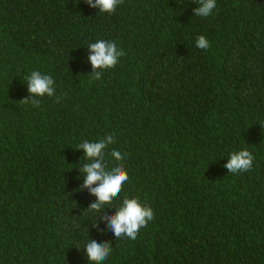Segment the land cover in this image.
I'll return each instance as SVG.
<instances>
[{
	"label": "trees",
	"instance_id": "16d2710c",
	"mask_svg": "<svg viewBox=\"0 0 264 264\" xmlns=\"http://www.w3.org/2000/svg\"><path fill=\"white\" fill-rule=\"evenodd\" d=\"M196 5L0 0V264H95L88 236L113 247L104 264H264V0H217L207 18ZM100 38L124 55L96 80L86 47ZM33 70L53 97L25 100ZM106 133L126 153L115 199L154 212L134 240L79 188L76 146ZM241 148L252 168L228 173Z\"/></svg>",
	"mask_w": 264,
	"mask_h": 264
},
{
	"label": "clouds",
	"instance_id": "9594fccd",
	"mask_svg": "<svg viewBox=\"0 0 264 264\" xmlns=\"http://www.w3.org/2000/svg\"><path fill=\"white\" fill-rule=\"evenodd\" d=\"M120 2L121 0H85L90 8L109 15L116 11ZM216 7L217 0H198V6L193 10L194 15L207 18L213 14ZM195 46L207 49L210 42L204 35H199ZM86 50V60L92 70L91 76L96 80H99L106 70L114 68L124 55L117 42L111 39H96L88 43ZM24 82L30 97L25 100L39 103V98L53 97L56 94L53 78L38 70L31 71ZM109 146H112V163L106 160V150ZM76 149L82 151L78 160L80 175L77 179L82 177L79 188L87 189L88 193L95 197L87 209L102 212L100 217L106 221L114 237L136 239L139 230L154 219V212L149 205L141 202L139 197L125 195L120 200L115 199L129 177L124 163L126 153L116 146L114 134L106 133L95 140H83ZM253 160L252 153L247 148H241L227 156L223 167L232 174L246 172L252 168ZM109 208H114V211H108ZM83 249L89 261L104 264L112 254L113 247L106 240L88 236L83 243Z\"/></svg>",
	"mask_w": 264,
	"mask_h": 264
}]
</instances>
